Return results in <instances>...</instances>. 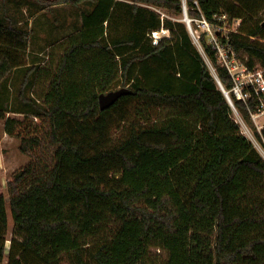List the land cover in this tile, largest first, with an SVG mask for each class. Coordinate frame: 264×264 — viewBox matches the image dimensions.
I'll list each match as a JSON object with an SVG mask.
<instances>
[{
	"label": "trees",
	"instance_id": "16d2710c",
	"mask_svg": "<svg viewBox=\"0 0 264 264\" xmlns=\"http://www.w3.org/2000/svg\"><path fill=\"white\" fill-rule=\"evenodd\" d=\"M90 2L81 28L31 65V31L3 4L0 90L21 68L20 98L35 107L23 118L0 110L5 132L30 157L11 175L8 195L0 188V264L8 206L24 252L43 264H264V156L195 44L184 0ZM186 6L190 17L241 19L230 41L249 65L264 66V0ZM162 29L169 35L154 44ZM200 41L231 89L205 33ZM125 86L132 92L101 110L100 93ZM231 96L264 144L250 113L256 95ZM8 264L28 263L12 255Z\"/></svg>",
	"mask_w": 264,
	"mask_h": 264
},
{
	"label": "rangeland",
	"instance_id": "374dc122",
	"mask_svg": "<svg viewBox=\"0 0 264 264\" xmlns=\"http://www.w3.org/2000/svg\"><path fill=\"white\" fill-rule=\"evenodd\" d=\"M33 1L35 2V0H0V14L4 11V4L8 15L16 19L19 26L31 31L27 49V63L30 65L32 63H44L48 57L50 47L69 34L79 30L82 25L83 14L93 7L91 0H80L77 4H54L53 1L57 0H37L44 8L36 7ZM184 1L186 4V0ZM150 7L160 11L163 15H167L166 12L157 6ZM198 32L197 35L199 34ZM197 35L196 38H192L206 58L204 46L197 39ZM24 72L25 70L18 72L12 77L10 74L0 90V110H6L10 116H18L19 118H23L26 111L33 110L35 107L30 104H24V101L20 98L21 81ZM32 92L33 85L31 84L26 89V93L31 96ZM233 110V115L241 124L244 133L252 139L264 156V144L257 138L255 128L248 121L246 122L243 117L244 121L241 120L240 116L242 115L239 111ZM257 121L258 124L264 125V115L260 116ZM19 144V139L6 134L4 120L0 119V188L6 195H8L7 183L11 175L30 159L28 155L20 150ZM5 238L6 255L2 264H8L12 255L24 257L28 264H43L42 260L33 252H24L20 237L15 235V224L9 206L8 228ZM154 252L160 259L166 258V254L163 251L157 250Z\"/></svg>",
	"mask_w": 264,
	"mask_h": 264
},
{
	"label": "built area",
	"instance_id": "2783aa9c",
	"mask_svg": "<svg viewBox=\"0 0 264 264\" xmlns=\"http://www.w3.org/2000/svg\"><path fill=\"white\" fill-rule=\"evenodd\" d=\"M185 2V1H184ZM229 17L227 14L217 15L216 21H211L204 14L198 17H190L187 12L186 23L191 26V30L196 38L200 41L202 33L206 34L207 40L215 50L217 63L226 67L233 80V86L227 90L223 86V91L230 97L233 104V109L239 111L234 104L231 93L238 99L248 101L253 92L258 100V107L251 110V117L257 124L259 130L264 125L258 124L257 119L264 115V66L257 63L249 65L247 55H241L230 41L231 32H237L241 23V19H235L232 24H229ZM167 29L153 32L154 44L158 43L159 38L168 34ZM163 33V35H162ZM167 33V34H164ZM201 43V41H200ZM207 56V55H206ZM213 73L218 77L215 67L212 65L208 56L206 57ZM219 78V77H218ZM221 81V80H220ZM240 112V111H239ZM241 120L244 121L242 116Z\"/></svg>",
	"mask_w": 264,
	"mask_h": 264
},
{
	"label": "water",
	"instance_id": "95a60500",
	"mask_svg": "<svg viewBox=\"0 0 264 264\" xmlns=\"http://www.w3.org/2000/svg\"><path fill=\"white\" fill-rule=\"evenodd\" d=\"M183 20L186 22L187 20V6L186 4L184 3V18ZM188 25V28H189V31L192 35V37L195 38L192 30H191V26L189 24ZM263 26H264V22H263ZM215 75V74H214ZM216 76V75H215ZM221 88L223 89V86L221 84V81L220 79L216 76ZM131 89L127 86L125 87H121V88H118V89H115V90H110L108 92H102L100 93L99 95V104H100V108L101 110H105L107 108H109L111 105H113L122 95H125V94H129L131 93ZM225 92V91H224ZM226 94V92H225ZM231 106L233 107V104L231 102V99L230 97L226 94Z\"/></svg>",
	"mask_w": 264,
	"mask_h": 264
},
{
	"label": "crops",
	"instance_id": "0c3cea01",
	"mask_svg": "<svg viewBox=\"0 0 264 264\" xmlns=\"http://www.w3.org/2000/svg\"><path fill=\"white\" fill-rule=\"evenodd\" d=\"M18 72H23V70H21V68L15 69L12 74L11 77L14 76L15 74H17ZM7 116H10L9 113H7ZM14 117H18V116H14ZM7 134V133H6ZM8 135V134H7ZM9 136V135H8ZM14 138V137H13Z\"/></svg>",
	"mask_w": 264,
	"mask_h": 264
}]
</instances>
